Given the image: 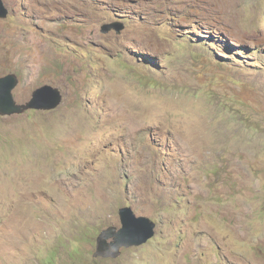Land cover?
<instances>
[{
  "label": "rangeland",
  "instance_id": "374dc122",
  "mask_svg": "<svg viewBox=\"0 0 264 264\" xmlns=\"http://www.w3.org/2000/svg\"><path fill=\"white\" fill-rule=\"evenodd\" d=\"M4 1L0 78L63 101L0 117V264H264V0ZM122 207L156 237L94 259Z\"/></svg>",
  "mask_w": 264,
  "mask_h": 264
},
{
  "label": "water",
  "instance_id": "95a60500",
  "mask_svg": "<svg viewBox=\"0 0 264 264\" xmlns=\"http://www.w3.org/2000/svg\"><path fill=\"white\" fill-rule=\"evenodd\" d=\"M9 11L5 8L4 0H0V19H4ZM112 28L121 31V26H107L105 32ZM19 84L15 74L0 78V115L12 116L23 114L28 110H52L58 108L63 96L59 89L44 86L33 94V98L26 105H18L13 91ZM122 228L110 227L103 231L97 239L95 257L116 258L123 248L140 246L155 236V224L148 218L137 217L131 208H121L119 212Z\"/></svg>",
  "mask_w": 264,
  "mask_h": 264
},
{
  "label": "clouds",
  "instance_id": "9594fccd",
  "mask_svg": "<svg viewBox=\"0 0 264 264\" xmlns=\"http://www.w3.org/2000/svg\"><path fill=\"white\" fill-rule=\"evenodd\" d=\"M4 4H5V1H4ZM107 26H121V27H123V29L121 30V31H118L116 28H112L109 32H107V33H111V32H113V31H115L116 32V34L117 35H120L123 31H124V28H125V26L123 25V24H119V23H113V24H106L105 25V27H107ZM198 45H201V44H198ZM9 75H11V74H9ZM44 86H51V85H44ZM44 86H42V87H40L39 89H41V88H43ZM51 87H53V86H51ZM53 88H55V87H53ZM39 89H37V90H39ZM56 89H58V88H56ZM36 90V91H37ZM35 91V92H36ZM59 91L61 92V90L59 89ZM34 92V93H35ZM33 93V94H34ZM61 94H62V92H61ZM13 96H14V93H13ZM62 96H63V94H62ZM32 98H33V96H32ZM31 101V100H30ZM29 101V102H30ZM17 102V101H16ZM28 102V103H29ZM18 104V103H17ZM18 105H22V104H18ZM23 105H26V104H23ZM29 112H40V110H37V109H32V110H28V111H26L25 113H23V114H14V115H12V116H9V117H13V116H19V115H24V114H27V113H29ZM0 117H3V115H0ZM24 117V116H23ZM27 123H29L30 124V119L31 118H33L32 116H27ZM119 212H120V210H119ZM135 213V212H134ZM119 218H120V216H119ZM144 218V217H143ZM149 219V218H148ZM149 220H151V219H149ZM154 224H155V236L152 238V239H150L147 243H149L150 241H152L155 237H156V234H157V229H158V224L155 222V221H153V220H151ZM120 223H121V221H120ZM110 227H117V226H109V227H107V228H105V229H103V230H101V232H99V234H98V237L100 236V234L103 232V231H105V230H107L108 228H110ZM118 228V227H117ZM121 228H122V225H121ZM121 228H118V229H121ZM98 237H97V239H98ZM97 239H96V246H97ZM147 243H145V244H143L144 246L145 245H147ZM134 247H136V246H134ZM131 248H133V247H129V248H123L122 250H121V254L119 255V256H122V254H123V252L124 251H126V250H130ZM96 252H97V249H96ZM95 252V253H96ZM95 253H94V255H93V257H94V259H96V257H95Z\"/></svg>",
  "mask_w": 264,
  "mask_h": 264
},
{
  "label": "bare ground",
  "instance_id": "6f19581e",
  "mask_svg": "<svg viewBox=\"0 0 264 264\" xmlns=\"http://www.w3.org/2000/svg\"><path fill=\"white\" fill-rule=\"evenodd\" d=\"M6 6V5H5ZM19 79V78H18ZM19 85V84H18ZM18 87V86H17ZM16 87V88H17ZM13 93H14V91H13ZM15 99V98H14ZM16 101V100H15ZM59 108V107H58ZM58 108H55V109H52V110H40V111H44V112H49V111H53V110H56V109H58ZM122 208H125V207H122ZM127 208H131V207H127ZM132 209V208H131Z\"/></svg>",
  "mask_w": 264,
  "mask_h": 264
},
{
  "label": "trees",
  "instance_id": "16d2710c",
  "mask_svg": "<svg viewBox=\"0 0 264 264\" xmlns=\"http://www.w3.org/2000/svg\"><path fill=\"white\" fill-rule=\"evenodd\" d=\"M78 252H79V250H77ZM80 253V252H79ZM81 255V254H80ZM82 262V258H81V261H80V263ZM80 263H78V262H76L75 264H80Z\"/></svg>",
  "mask_w": 264,
  "mask_h": 264
}]
</instances>
